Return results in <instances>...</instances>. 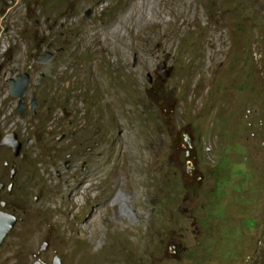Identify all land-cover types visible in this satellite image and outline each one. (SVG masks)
<instances>
[{"label": "rangeland", "instance_id": "obj_1", "mask_svg": "<svg viewBox=\"0 0 264 264\" xmlns=\"http://www.w3.org/2000/svg\"><path fill=\"white\" fill-rule=\"evenodd\" d=\"M20 5L25 24L0 41V180L12 185L7 212L18 218L0 264H71L64 244L85 240L78 228L69 239L51 228L28 242L30 218L52 215L42 209L51 183L78 191L76 223L123 194L104 249L118 264H264V0H0V36ZM142 16L149 24L137 35ZM46 51L55 57L39 65ZM25 73L22 115L9 80ZM95 119L97 143L81 132ZM135 127L148 136L143 161L130 154ZM9 134L18 155L2 145ZM140 162L163 182L143 194L127 178ZM94 181L99 189L82 198Z\"/></svg>", "mask_w": 264, "mask_h": 264}, {"label": "bare ground", "instance_id": "obj_2", "mask_svg": "<svg viewBox=\"0 0 264 264\" xmlns=\"http://www.w3.org/2000/svg\"><path fill=\"white\" fill-rule=\"evenodd\" d=\"M161 15L162 13L157 11V16L160 17ZM25 17L26 10L25 7L21 5L9 12L3 24H1V26L5 27L3 34L0 36V41L2 43L7 42L13 33L23 27V24H25ZM10 22H12V24ZM148 24V18L146 16H142V23L137 29H135V34L139 35L143 31H146ZM186 27L189 28V26ZM146 36L148 37L149 34H146ZM137 39L138 37L135 38V40ZM84 44L91 52L94 53V58H97L99 50L97 40H95L93 36L87 34ZM119 44H124V38L120 39ZM113 55H115L117 57V61H119L120 51H113ZM98 125L97 119L92 120L91 122L85 121V124L81 128L82 135L84 137H89L87 140L97 143L98 139L101 137V131L98 129ZM123 125L127 127L133 126V121H126ZM95 129L96 132H94ZM129 137H131V140L134 142V149L130 153L131 157H137L138 159H141L140 161H143L142 158H145L148 153L147 148L143 145L145 139L148 137L147 134L136 128L131 131ZM95 175L98 176L97 173ZM114 176L113 182H116L118 178L122 176V172L116 170ZM127 178L128 182H130L132 186L138 190V194L152 191V184L156 181H160L163 184L158 171H154L152 173L145 172L143 167H141V162L131 166ZM43 180L44 179L41 176H38L37 178L31 179L30 185L35 187L42 183ZM99 186V182L97 181L89 184L88 187L85 188L82 198L85 199V197H89L91 191L99 189ZM71 188L74 191L71 192ZM71 188L68 184L63 187H57L55 183L50 184L49 192L45 197V204L42 209L52 212V215L46 218H41L39 213L38 215H40V218H36L35 216L30 218L29 231L31 235L28 242L36 243V241L46 235L51 228H55L56 238L69 239L74 235L72 230L78 228L80 233L77 237L80 239L84 237L85 240L81 239L83 240L82 243L69 240L64 244V249L71 257V264H118V259L113 256V253L109 254V252L104 251V249L110 245L109 240L112 232H114L113 229H115L113 208L119 206L124 201L123 194L115 196L111 206L108 204L96 206V209H94V212L90 215L88 220H85L83 223H76L75 221H79L82 216L77 215L75 209L76 207L82 205V203L76 199L75 194H77L78 191L75 190L72 185ZM104 190L105 188H103L102 192L96 194L94 198L97 199L100 195H103ZM139 205L142 204L140 203ZM120 214L124 215V212L120 211ZM137 215H139L138 212ZM110 226H112L113 229H111ZM124 229L126 233L131 231L129 228ZM106 238L108 239V242L104 243ZM100 242H102V246L95 248Z\"/></svg>", "mask_w": 264, "mask_h": 264}, {"label": "water", "instance_id": "obj_3", "mask_svg": "<svg viewBox=\"0 0 264 264\" xmlns=\"http://www.w3.org/2000/svg\"><path fill=\"white\" fill-rule=\"evenodd\" d=\"M93 13V10H89L86 14V19L90 18ZM55 57V53L51 51H46L44 54L39 56L37 62L39 65H48L52 59ZM165 75H169V72H163ZM32 75L29 73H25L24 75H19L17 77H13L9 80V84L11 86V94L14 97H17L19 102L18 112L22 115L25 114L27 109V104L25 102V95L29 89L31 84ZM38 100L35 97L32 101V111L33 113H37ZM186 143L189 145L188 156H192V153L196 150L194 145V140L191 138L190 133H185ZM3 146H10L15 149L16 154L18 155L21 151L22 144L18 141L17 135L9 134L4 139ZM70 165V163H68ZM18 223V218L14 214H11L7 211L0 210V247L3 245L11 231L14 229L16 224ZM49 244H46L45 248L48 247ZM36 264H43V262L38 261ZM55 264H63L62 260L57 257L55 260Z\"/></svg>", "mask_w": 264, "mask_h": 264}, {"label": "flooded vegetation", "instance_id": "obj_4", "mask_svg": "<svg viewBox=\"0 0 264 264\" xmlns=\"http://www.w3.org/2000/svg\"><path fill=\"white\" fill-rule=\"evenodd\" d=\"M11 188L12 185L10 187H7L5 182H1L0 180V210L2 211H7V207H10V204L5 200V196L10 192Z\"/></svg>", "mask_w": 264, "mask_h": 264}]
</instances>
